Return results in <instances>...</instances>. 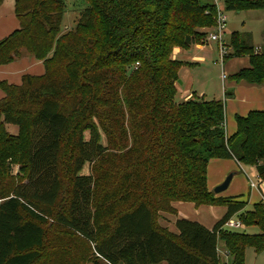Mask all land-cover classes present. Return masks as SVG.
I'll return each mask as SVG.
<instances>
[{
	"label": "trees",
	"instance_id": "16d2710c",
	"mask_svg": "<svg viewBox=\"0 0 264 264\" xmlns=\"http://www.w3.org/2000/svg\"><path fill=\"white\" fill-rule=\"evenodd\" d=\"M84 1L74 28L63 31L64 0H14L19 28L0 41V65L25 54L44 67L43 75H25L20 85L0 82V161L18 162L25 172L8 195L0 196V264H34L47 220L88 243L93 264L98 259L107 264H220L218 240L231 264H243L247 246L264 248V196L240 216L244 225L259 226L261 234L223 232V225L242 212L245 203L210 192L207 165L217 159L254 167L257 185H264V111L237 116L236 132L227 137L221 100L171 101L169 81L177 80L179 68L170 59L173 48L200 42L199 29L214 25V4ZM221 2L227 11L264 12V0ZM230 47L231 56L246 58L247 66L228 81L262 85L264 48L255 51L249 36L236 33L230 36ZM139 77L142 86L136 83ZM111 113L116 119L101 127L100 117L108 119ZM7 125L18 133L9 135ZM100 129L107 137L124 134L129 143L114 141L110 149L102 145ZM141 135L143 175L129 171L121 177L136 160L129 155ZM111 150L115 194L109 199L100 185L103 178L94 177L92 166ZM85 165L89 172L81 175ZM177 202L224 206L226 211L210 230L178 218L173 234L160 227L155 216L175 214L172 204ZM105 222H110V230L101 235Z\"/></svg>",
	"mask_w": 264,
	"mask_h": 264
},
{
	"label": "rangeland",
	"instance_id": "374dc122",
	"mask_svg": "<svg viewBox=\"0 0 264 264\" xmlns=\"http://www.w3.org/2000/svg\"><path fill=\"white\" fill-rule=\"evenodd\" d=\"M65 1V11L63 14L62 20V30L74 28L76 20L78 19L80 13L86 7L84 0H64ZM207 2L213 3L215 6V15L214 25L199 29L200 33H203V36L199 43L195 45H180L173 48V51L170 55V59L179 63V68L176 72L177 80H170V86L173 90V96L171 98L172 103L174 104H184L189 101H198L203 100L199 98L198 95H204V101H216L221 100L224 103L223 90H226L225 84L229 80V76L234 74L236 71L235 61L237 59L231 56L232 49L230 47V36L234 33L247 35L249 36L251 45L254 47L255 51L262 52L264 48V12L260 9L254 10H241L236 11H227L224 9L221 0H205ZM13 6L11 0H5L0 5V41L4 38L10 36L14 31L19 28V22L14 16ZM222 12L226 16V28L224 32L223 40L227 44V54L223 59V65L220 64L219 54L217 47L209 39V35L214 30L215 19L217 12ZM193 51L192 54H188L189 50ZM202 49V56L199 55V50ZM207 49V51L205 50ZM206 51V52H205ZM199 55V56H198ZM189 57V59L187 58ZM202 58V60L200 59ZM198 65L196 68L195 66ZM27 60L24 58H19L13 60L6 64L0 65V82H3L7 85H20L22 77L25 75L30 76H41L44 73V67L42 63H37L31 67H27ZM187 66H192V69L187 68ZM139 67L138 64H135L133 69L136 70ZM182 67H185L182 69ZM26 68V69H25ZM185 73H189V77L192 78L194 87L192 91H196V94L191 96L186 95L187 97L181 98L183 92L187 90V80H185ZM225 74L226 79L222 80V74ZM181 80L182 84H178L177 81ZM226 82V83H225ZM138 85H143L141 78L139 77L136 80ZM4 97L3 91L0 89V99ZM233 105V104H232ZM225 114L230 112L229 106L224 104ZM108 119L100 117L101 127L110 125L114 121L115 116L113 113L109 115ZM102 118V119H101ZM226 121V117L224 116ZM126 119L124 118L126 127ZM114 127V126H113ZM9 135H16L18 130L13 125H7L5 127ZM101 143L102 145H107L110 149L114 148V141H118L121 144H125L124 141L129 143L128 138L124 134L114 133L112 136H106L102 129H100ZM227 133V132H226ZM89 132L84 133V139L88 140ZM144 136H138L136 139V144L132 146L131 153L129 157H133L134 162L129 170L121 172V177L123 175H128L130 172L137 176L143 175V153L142 148L144 145ZM127 146V144H126ZM129 146H127L128 148ZM114 150H111L109 155L106 158H103V161L97 162L92 166V174L94 177L103 178L100 185L104 187L105 192H107V197L111 199L113 194H115L114 189V169L115 168V158L113 155ZM115 153V152H114ZM119 154V153H116ZM121 154V153H120ZM132 159V158H131ZM118 165V164H117ZM116 165V166H117ZM207 166V188L210 189V192L217 185H212L213 180H216L219 175V165ZM231 166L233 164L230 163ZM62 169V167L60 168ZM121 169L120 167L118 170ZM244 172H248L251 176V180L257 184V179L253 174V168L242 167ZM0 196L8 195L11 189L18 182L22 181L25 177V172L20 170V164L11 160H2L0 161ZM130 171V172H129ZM89 172V166L85 165L81 170L80 174L85 175ZM210 172V177L209 173ZM231 172H236L237 174L232 178L228 188L219 193L218 197L222 198H233L245 203V207L242 212L232 217L233 221H241L240 216L243 213L252 211L254 206L260 202L258 192L255 189H250L248 186V180L245 178L243 171L237 170L236 167L231 169L227 175ZM116 175V172H115ZM226 175V176H227ZM68 177V176H67ZM124 177V179H125ZM226 178V177H225ZM224 178V179H225ZM121 182H122V178ZM123 179V180H124ZM223 179V180H224ZM125 179L123 182H126ZM154 181V180H153ZM156 183V182H155ZM99 188L97 186L96 193H99ZM103 192V191H102ZM97 195V194H96ZM127 202H130L128 199ZM222 207H217L221 209ZM119 206L115 205L113 207L114 211H117ZM111 210V211H113ZM111 213L110 215H112ZM172 215L171 213H166ZM22 217L25 220H30L29 217L22 211ZM156 215V213H155ZM160 215L158 213L155 217ZM108 219V218H107ZM110 220V216H109ZM105 221V217L98 220V223L102 224ZM158 222V221H157ZM106 223V222H105ZM240 229H227L222 228L223 232L227 233H242L246 235H259L261 234L260 228L257 225H244ZM42 227L45 231V238L42 248L39 250V258L34 262V264H93L91 257V246L82 240L80 237L72 233L71 231L61 227L60 225L47 220L46 223L42 224ZM110 230V222H107L105 227L101 229V235H105ZM170 230L176 231L175 226H170ZM223 242L218 240L217 242V253L220 259V264H231V257L228 255L227 250L223 247ZM98 264H107L105 261L98 259ZM243 264H264V248L256 250L253 246H247L244 250Z\"/></svg>",
	"mask_w": 264,
	"mask_h": 264
},
{
	"label": "crops",
	"instance_id": "0c3cea01",
	"mask_svg": "<svg viewBox=\"0 0 264 264\" xmlns=\"http://www.w3.org/2000/svg\"><path fill=\"white\" fill-rule=\"evenodd\" d=\"M5 1V0H3ZM2 1V2H3ZM12 6L14 5V0H11ZM2 4V3H1ZM0 4V5H1ZM13 10V9H12ZM14 12V10H13ZM15 16V15H14ZM189 52L188 54H192L193 51H190L191 49H188ZM207 51V49H205ZM205 51V52H206ZM199 55L202 56V49L199 50ZM198 55V56H199ZM27 60L28 66L31 67L37 63H42L41 61H37L33 59L32 57H29L25 54H23L22 58ZM189 59V57H187ZM202 60V58H200ZM235 68L239 70L242 67L247 66V59L246 58H241L237 59L235 61ZM198 65L195 66V68ZM185 67H182L184 69ZM187 68L192 69V66H187ZM26 69V68H25ZM184 74V73H183ZM185 80H187V90L183 92V95H181V98L191 96L192 94H196V91H192L194 84L192 82V78L189 77V73H185ZM226 83V82H225ZM226 90H223V96L225 92H231L232 96L229 98H224V104L225 106H229L230 112L225 114L226 121L224 119V129H225V135L227 137H230L236 132V117H245L247 116L250 112L252 111H259L263 112L264 111V83L262 85H249L244 82H239L238 84L232 83L227 81V84H225ZM199 98L204 100V95H198ZM233 104V105H232ZM227 132V133H226ZM233 164V166L230 165ZM212 164L211 166H215L216 164L219 165V175L216 180H213L212 185H220L224 180L225 177H227L228 172L231 169H234V167L239 168V165L236 163L234 160H217V159H211L208 161V165ZM207 165V166H208ZM242 167H246L242 165ZM249 167V166H247ZM251 168V167H249ZM253 168V174L256 177V170L254 167ZM241 171V170H240ZM209 177H210V172ZM248 173V172H247ZM232 178L237 174L236 172H231ZM227 175V176H226ZM248 175H250L248 173ZM245 176V175H244ZM246 178V176H245ZM247 179V178H246ZM232 180V179H231ZM231 182V181H230ZM230 184V183H229ZM216 186V187H217ZM249 186V183H248ZM208 187V186H207ZM250 188V187H249ZM250 189H255L258 192L259 199L262 201L263 196H264V185H257L255 188H250ZM210 191V189L208 188ZM218 197V194L216 195ZM219 206H199L195 207L194 204L192 203H173L172 204V209L174 210L175 214L169 215L166 213H161L158 217V225L162 228H166L169 230L171 233L176 234V231L170 230V226H174L175 220L178 218H185L190 221L197 222L204 226L207 229H211L213 225L224 215L226 209L223 206L221 209H217ZM222 207V206H220ZM224 247V245H223ZM165 264V263H161Z\"/></svg>",
	"mask_w": 264,
	"mask_h": 264
},
{
	"label": "built area",
	"instance_id": "2783aa9c",
	"mask_svg": "<svg viewBox=\"0 0 264 264\" xmlns=\"http://www.w3.org/2000/svg\"><path fill=\"white\" fill-rule=\"evenodd\" d=\"M225 28H226V16L222 12L219 11L217 12V16L215 19L214 30L211 33V35H209V39L217 47V51L219 54V61L221 65H223V59L225 55L227 54V44L223 40ZM225 79H226V76L223 73L222 80H225ZM236 163L239 165L240 170L244 172V170L242 169V164H240L239 162H236ZM244 174L249 182V187L255 188L256 184L251 180V176L248 175L247 172H244ZM242 227H243V224L240 221H233L231 218L223 225L222 228L240 229Z\"/></svg>",
	"mask_w": 264,
	"mask_h": 264
},
{
	"label": "water",
	"instance_id": "95a60500",
	"mask_svg": "<svg viewBox=\"0 0 264 264\" xmlns=\"http://www.w3.org/2000/svg\"><path fill=\"white\" fill-rule=\"evenodd\" d=\"M177 83L180 84V85L182 84L181 80H178ZM232 176H233L232 174H229L220 185H218L217 187H215L213 189L212 192L215 195H217V194L225 191L228 188V186H229V183H230V181L232 179Z\"/></svg>",
	"mask_w": 264,
	"mask_h": 264
}]
</instances>
